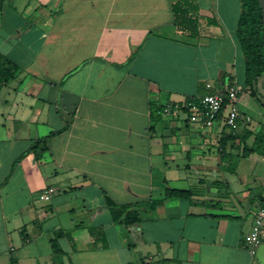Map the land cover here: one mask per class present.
<instances>
[{"label": "crops", "instance_id": "obj_1", "mask_svg": "<svg viewBox=\"0 0 264 264\" xmlns=\"http://www.w3.org/2000/svg\"><path fill=\"white\" fill-rule=\"evenodd\" d=\"M176 1L4 4L0 52L18 69L0 86V264L264 263V241L255 256L244 245L264 201V155L244 151L254 136L224 139L221 119L150 117L152 102L231 83L251 117L242 128L264 125L237 39L242 2L196 0L199 35L189 37ZM49 135L45 152L29 151ZM166 188L192 197L114 222L107 197L145 206Z\"/></svg>", "mask_w": 264, "mask_h": 264}, {"label": "trees", "instance_id": "obj_2", "mask_svg": "<svg viewBox=\"0 0 264 264\" xmlns=\"http://www.w3.org/2000/svg\"><path fill=\"white\" fill-rule=\"evenodd\" d=\"M11 1L12 0H0V13L3 11L4 4ZM241 2L242 13L238 21L237 39L245 58L246 88L251 96L256 99L257 104L264 106V94L261 89L262 82L264 81V34L262 11L259 0H241ZM172 9L174 13V23L177 29L189 37H197L199 35V20L197 17L198 5L196 0H178L173 3ZM17 69V65L0 52V86L8 84L13 79ZM195 98L196 97H192L187 100H193ZM227 105L228 100L225 101L222 111L226 109ZM164 106L165 105L156 102L150 104V117L152 122L160 121L162 119ZM246 125H248V123ZM245 127L242 128V131L239 130L235 134L230 132L228 135L224 136V139L235 140L240 138L242 142H245L251 136H254L252 145L244 146L245 154L247 152H256L264 155V125H262L257 132ZM52 135L38 140L29 151L37 152V154L45 152L47 150V141ZM25 154L26 153H23L18 158V161L22 159ZM191 197V189L180 190L166 188L162 199H154L145 206L118 205L109 197H107L106 200L114 222L128 226L139 223L142 220L143 212L152 210L166 201ZM51 244L54 252L61 251L56 240H52ZM11 264H18L16 258H11Z\"/></svg>", "mask_w": 264, "mask_h": 264}, {"label": "built area", "instance_id": "obj_3", "mask_svg": "<svg viewBox=\"0 0 264 264\" xmlns=\"http://www.w3.org/2000/svg\"><path fill=\"white\" fill-rule=\"evenodd\" d=\"M206 94L187 100L183 103H167L163 107V115L184 117L191 123H199L203 126L211 125L221 119L224 125L233 134L237 133L243 125L251 121V117L241 111L239 95L241 89L228 83L215 90L211 83L206 84ZM228 105L222 111L225 101ZM246 123V124H245ZM52 189L46 188L39 195L41 201L51 198ZM264 241V201L256 210L250 231L244 236V245L251 256L258 254V250Z\"/></svg>", "mask_w": 264, "mask_h": 264}, {"label": "water", "instance_id": "obj_4", "mask_svg": "<svg viewBox=\"0 0 264 264\" xmlns=\"http://www.w3.org/2000/svg\"><path fill=\"white\" fill-rule=\"evenodd\" d=\"M259 4L262 11V21H263V34H264V0H259Z\"/></svg>", "mask_w": 264, "mask_h": 264}, {"label": "rangeland", "instance_id": "obj_5", "mask_svg": "<svg viewBox=\"0 0 264 264\" xmlns=\"http://www.w3.org/2000/svg\"><path fill=\"white\" fill-rule=\"evenodd\" d=\"M262 93L264 94V81L262 82ZM260 107L262 108V109H264V106L262 105H260ZM47 242V241H46ZM258 261H260V259L258 260Z\"/></svg>", "mask_w": 264, "mask_h": 264}]
</instances>
